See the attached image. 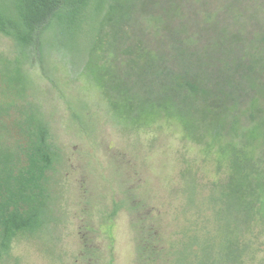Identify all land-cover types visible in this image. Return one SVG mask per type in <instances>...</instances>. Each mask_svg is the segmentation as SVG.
Here are the masks:
<instances>
[{
	"label": "rangeland",
	"instance_id": "374dc122",
	"mask_svg": "<svg viewBox=\"0 0 264 264\" xmlns=\"http://www.w3.org/2000/svg\"><path fill=\"white\" fill-rule=\"evenodd\" d=\"M133 6L104 45L116 69L103 80L112 94L126 85L135 117L147 96L153 105L140 123L112 110L76 58L103 12L73 39L50 32L53 47L23 64L20 95L6 81L17 46L0 33V107L34 104L57 154L41 226L6 249L0 238V264H135L141 239L163 247L151 264H264V192L247 205L239 191L245 155L264 175V0ZM142 53L160 73L140 87L130 66ZM16 115L0 111V142L11 147Z\"/></svg>",
	"mask_w": 264,
	"mask_h": 264
},
{
	"label": "trees",
	"instance_id": "16d2710c",
	"mask_svg": "<svg viewBox=\"0 0 264 264\" xmlns=\"http://www.w3.org/2000/svg\"><path fill=\"white\" fill-rule=\"evenodd\" d=\"M133 2L134 0H0V33L12 39L17 46V55L12 62H8L11 65L6 80L8 87L15 89L17 95L24 92L23 64L31 65L33 59H40L39 55L46 44L53 47L50 32H61L64 29L69 38L73 39L78 31L85 29V23L91 19V15L101 11L104 14L97 30L86 27L80 41L82 47H79L76 58L82 61L81 70L101 88L116 114L132 119L133 123L146 121L144 115L153 105L147 96L142 98L143 103L139 105L144 110L140 112L138 119L132 113L135 106L129 101L132 94L125 92L126 85L119 81L116 94H112L103 80L116 69L110 61L102 58L104 45L129 23ZM140 57L144 58L140 66L133 63L130 69L138 75L142 87L141 80H146L151 74L157 75L159 70L154 68L150 54L142 53L138 56L139 60ZM116 73L120 76V72ZM123 73L127 77L131 74L128 69ZM174 81L179 86L185 85L193 92L196 91V85L187 79L178 78ZM11 107H14L17 114L12 121L18 134L17 144L11 147L0 142V238L7 245L4 246L5 249L18 234L32 233L41 226V216L47 205L48 173L57 158L48 125L39 109L32 103L18 107L11 102L5 108L0 107V111H8ZM2 126L0 121V129ZM214 131L218 132V129L215 128ZM244 157L246 162L249 161V170L241 175L240 201L247 205L259 204L264 192V175L250 156ZM245 165L243 164V168ZM162 248L152 245L150 240H139L135 264H151L161 259L159 252Z\"/></svg>",
	"mask_w": 264,
	"mask_h": 264
}]
</instances>
